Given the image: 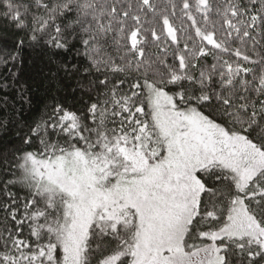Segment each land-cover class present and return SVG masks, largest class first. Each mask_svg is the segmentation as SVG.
I'll return each mask as SVG.
<instances>
[{
	"label": "snow or ice",
	"instance_id": "obj_1",
	"mask_svg": "<svg viewBox=\"0 0 264 264\" xmlns=\"http://www.w3.org/2000/svg\"><path fill=\"white\" fill-rule=\"evenodd\" d=\"M3 3L95 79L0 150V264H264V0Z\"/></svg>",
	"mask_w": 264,
	"mask_h": 264
},
{
	"label": "trees",
	"instance_id": "obj_2",
	"mask_svg": "<svg viewBox=\"0 0 264 264\" xmlns=\"http://www.w3.org/2000/svg\"><path fill=\"white\" fill-rule=\"evenodd\" d=\"M13 2L21 6L20 11L23 13V6L31 4L32 0ZM5 11L3 0H0V150L21 146L18 134L42 117L45 104L53 96L62 99L70 110L83 111L85 104L91 101L78 85L82 80L87 82L95 79L94 75L85 72L88 61L78 54V43H72L65 50L46 43L47 36L38 42L29 40L31 11L34 9L30 11L25 20L26 27L22 30L17 29L11 19L4 17ZM21 40L24 41L22 47L19 45ZM152 50L156 51L155 46ZM17 53L15 61L9 59ZM208 59L211 62V57ZM11 190L23 196L18 188L13 187ZM4 202L0 199V204ZM4 215L0 211V221L4 220ZM24 231L27 237V226ZM122 259L124 264H128V258Z\"/></svg>",
	"mask_w": 264,
	"mask_h": 264
}]
</instances>
